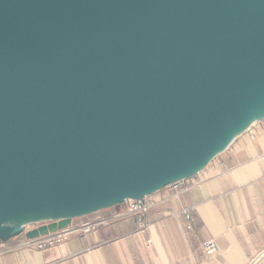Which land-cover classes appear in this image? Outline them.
Returning a JSON list of instances; mask_svg holds the SVG:
<instances>
[{
  "label": "water",
  "instance_id": "95a60500",
  "mask_svg": "<svg viewBox=\"0 0 264 264\" xmlns=\"http://www.w3.org/2000/svg\"><path fill=\"white\" fill-rule=\"evenodd\" d=\"M263 118L264 0H0V239L143 199Z\"/></svg>",
  "mask_w": 264,
  "mask_h": 264
},
{
  "label": "crops",
  "instance_id": "0c3cea01",
  "mask_svg": "<svg viewBox=\"0 0 264 264\" xmlns=\"http://www.w3.org/2000/svg\"><path fill=\"white\" fill-rule=\"evenodd\" d=\"M180 185L147 194L142 229L135 214L115 215L123 203L106 206L72 219L108 217L83 237L42 249L21 245V232L0 239V264H264V118ZM211 238L209 255L202 244Z\"/></svg>",
  "mask_w": 264,
  "mask_h": 264
},
{
  "label": "built area",
  "instance_id": "2783aa9c",
  "mask_svg": "<svg viewBox=\"0 0 264 264\" xmlns=\"http://www.w3.org/2000/svg\"><path fill=\"white\" fill-rule=\"evenodd\" d=\"M262 120V119H260ZM260 120H256L258 122ZM252 123V124H253ZM251 124V125H252ZM242 132H239L237 136H240ZM184 179V178H183ZM183 179H178L168 183L166 186H169L175 193L179 192L181 189V181ZM125 208L123 211L115 214L116 216L122 215L124 213H132L136 215L138 227L140 229L144 228L146 225V220L144 219V212L151 205V202L147 200L146 196L143 199H134V198H126L123 202ZM182 212L187 219V228H191V220L192 216L188 208L184 207ZM108 219V217H99L86 219L77 223L70 222L64 227L57 228L52 231H48L45 234H40L36 237L32 238H24L21 242L23 246H34L36 248L42 249L47 246H51L57 243H60L67 239L72 234H78L80 237H83L89 231L95 229L98 225L102 224ZM203 250L206 254H212L216 249L217 245L214 239H208L202 244Z\"/></svg>",
  "mask_w": 264,
  "mask_h": 264
},
{
  "label": "bare ground",
  "instance_id": "6f19581e",
  "mask_svg": "<svg viewBox=\"0 0 264 264\" xmlns=\"http://www.w3.org/2000/svg\"><path fill=\"white\" fill-rule=\"evenodd\" d=\"M16 220H13V219H9V221H8V223H13V222H15Z\"/></svg>",
  "mask_w": 264,
  "mask_h": 264
}]
</instances>
